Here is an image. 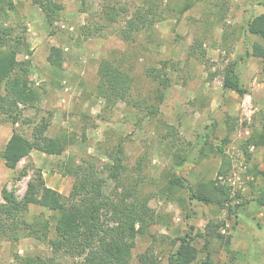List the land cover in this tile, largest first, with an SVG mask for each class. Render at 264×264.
Wrapping results in <instances>:
<instances>
[{
  "label": "rangeland",
  "instance_id": "rangeland-1",
  "mask_svg": "<svg viewBox=\"0 0 264 264\" xmlns=\"http://www.w3.org/2000/svg\"><path fill=\"white\" fill-rule=\"evenodd\" d=\"M57 1L64 8L52 26L33 0H13L14 9L5 0L1 4L3 23L11 27L13 35L22 34L27 43L17 59L29 60L30 78L41 91V100L24 109L19 123L6 120L0 124V152L14 130L30 141L34 127L44 118H50L48 136L75 132L77 138L62 155L32 149L14 169L0 158V204L5 186L21 199L28 183L40 179L69 196L75 176L64 172L84 159L94 164L106 194L119 192L122 188L109 177L111 161L105 151L123 142L126 183L141 181L158 218L148 227L149 233L137 237L131 264H140L138 254L149 247L160 264H172L170 256L179 244L174 245L173 240L188 233L199 250L192 264H204L208 259L214 264H264V218L257 224L249 212V208L259 209L254 217L258 219L264 209V178L250 171L255 164L259 169L264 165V143L249 145L250 160L243 150L248 139L264 130V93L258 92L256 100L250 96L251 88L258 84L264 92V57L247 53L254 42L264 46L263 38L247 30L249 21L264 10V0H158L164 18L130 42L119 34L123 20L104 26V7L125 5L132 13L143 0ZM52 46L62 49V66L48 60ZM123 57L129 61L122 63ZM106 59L131 73L134 99L148 96L155 87L156 80L147 70L169 62L166 70L173 84L158 118L123 101L106 106L98 88ZM233 62L247 90L242 96L223 88L226 68ZM169 126L176 130L173 145L164 143ZM225 137L229 139L225 151L231 168L221 176V156L200 159V150L206 140L217 147ZM175 150L186 157L176 168ZM172 167L190 185L217 180L229 187L233 209L191 199L188 188H180L172 196L163 193ZM41 212L48 217L58 215L39 205H30L27 215ZM26 232L21 231L16 243L0 238V264H20L16 252L74 263L65 252H55L47 242Z\"/></svg>",
  "mask_w": 264,
  "mask_h": 264
},
{
  "label": "trees",
  "instance_id": "trees-1",
  "mask_svg": "<svg viewBox=\"0 0 264 264\" xmlns=\"http://www.w3.org/2000/svg\"><path fill=\"white\" fill-rule=\"evenodd\" d=\"M3 1L0 0V124L6 120L16 124L22 120L25 108L34 107L41 100V91L30 78L29 60L17 59L18 52L27 43L22 34L13 35L11 27L3 23L1 18ZM5 1L9 9L15 8L13 0ZM33 2L40 6L51 26L64 8V5L57 0H33ZM160 7L158 0H143L142 5L129 13L128 6L108 5L104 7L103 18L106 24H103L106 26L123 20L124 24L119 34L130 42L142 30H151L155 23L164 18ZM247 30L264 39V13L254 16L247 24ZM247 53L264 57V46L254 42L253 50ZM123 59L122 63H125L127 57ZM48 60L62 66V49L52 46ZM175 64L171 63L172 67H175ZM235 65L236 63L233 62L226 68L223 88L233 90L242 96L247 90L241 84ZM167 67H169L168 61H163L159 68L150 67L147 73L156 80L155 87L148 96L134 99L131 96L134 79L131 73L124 66L112 65V62L106 59L100 70L102 76L98 84L100 95L106 99L107 107L123 101L133 104L150 118H158L166 92L173 84L167 74ZM49 125L50 118H44L34 127L30 141L21 132L14 130L5 148L0 152L4 164L14 169L32 149L51 155H62L69 145L75 142L77 134L64 132L50 137L46 134ZM175 133L176 130L169 126L164 136V143L175 144ZM172 135L173 138L170 137ZM227 142L229 139L225 137L223 143L215 147L206 140L205 146L200 150V159L211 154L221 156L222 163L218 171V175L221 176H226L231 168L230 159L225 151ZM263 143L264 130L244 143L243 150L248 160L252 158L248 150L249 145ZM105 155L111 161L108 164L109 177L116 182L117 187L122 188L119 192L106 194L101 181L96 177L94 164L86 159L66 168L64 173L75 176L72 191L67 197L47 186L42 179L30 181L21 199L5 186L2 190L4 202L0 204V238L16 243L21 238V231L25 230L27 235L47 242L55 252L63 251L74 258L73 264H131L137 237L149 233L148 227L158 218L156 219L155 210L149 205L148 194L143 192L141 181L136 180L130 185L126 183L124 173L127 166L123 142H119L112 149L107 148ZM185 161L186 157L175 150L174 167L183 165ZM174 167L171 176L161 188L163 193L172 196L178 189L188 188L191 199L207 205L233 209L230 204L233 196L229 187L217 180L200 181L196 185H190ZM253 169L250 171H253L255 176H264V169H259L256 164ZM30 205L45 207L56 211L58 215L48 217L43 212L27 215ZM210 235V233L205 234V236ZM151 236L153 239L156 238L154 234ZM177 243L179 244L176 251L170 256L172 264H192L197 260L199 250L194 244L192 234L188 233L174 239L173 244L177 245ZM15 258L20 264H63L55 257H43L38 254L21 255L16 252ZM138 261L140 264H160V258L152 247L139 253ZM204 264L214 263L208 259Z\"/></svg>",
  "mask_w": 264,
  "mask_h": 264
},
{
  "label": "crops",
  "instance_id": "crops-1",
  "mask_svg": "<svg viewBox=\"0 0 264 264\" xmlns=\"http://www.w3.org/2000/svg\"><path fill=\"white\" fill-rule=\"evenodd\" d=\"M262 11V13L264 12V10L262 9L261 10ZM251 91H252V93H251V97L254 99L255 98V100H256V94L259 92V93H264L263 92V89L262 88H260V84H258L257 86H253V88H251ZM235 92V91H234ZM260 169H264V165H261L260 166ZM260 177H262V178H264V176H260ZM259 177V178H260ZM264 208V207H263ZM257 210H259V209H257V208H254V209H252V208H249V212H250V215H251V218L252 219H254V222H256L257 224H260L261 222L260 221H263V218H264V209H261V212H259L258 213V219H257V217H256V219L254 218L255 217V214H256V212H257ZM256 211V212H255ZM250 220V219H249Z\"/></svg>",
  "mask_w": 264,
  "mask_h": 264
}]
</instances>
